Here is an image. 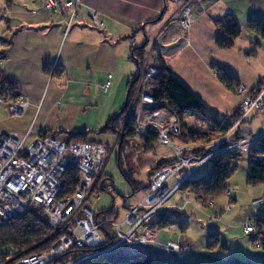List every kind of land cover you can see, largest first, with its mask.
Instances as JSON below:
<instances>
[{
	"label": "crops",
	"instance_id": "0c3cea01",
	"mask_svg": "<svg viewBox=\"0 0 264 264\" xmlns=\"http://www.w3.org/2000/svg\"><path fill=\"white\" fill-rule=\"evenodd\" d=\"M185 1L80 0L78 19L66 32L69 11L53 15L44 9V0H12L11 5L0 0V69L15 83L17 99L29 105L24 114L16 117L0 104V137L17 135L29 145L44 133L69 138L60 132H94V139L89 141L104 142L107 135L99 134L104 126L95 122L102 101L90 92L93 82L104 86L111 75L108 74L111 70L107 74L102 72L101 57L105 52L110 54L108 66L118 71L119 62L127 57L128 51L131 59L133 48L146 45L148 57L162 60L213 117L232 124L240 100L236 91L227 89L215 73L220 70L232 74L250 91L264 85V39L248 28L251 19L264 18V0H211L209 11L188 33H183L178 27H171L178 23ZM92 12L101 16L103 27L92 26ZM229 16L237 19L242 32L233 49L223 51L216 41L224 35L221 21ZM136 77L120 75L108 122L125 106L128 83ZM187 118L191 121L195 117H185L189 127ZM244 124L249 127L241 132L249 136L263 126L258 116L250 117ZM206 126L209 128L206 132L213 136L210 139L214 141L221 136V131ZM241 132L239 137L245 138ZM170 206L180 213L183 210L177 204ZM223 211H215L213 226L206 233L201 231L197 240L188 230L181 232L175 227L155 230L156 244L133 247V252L161 257L162 246L179 243L193 248L186 260L200 264L232 257L255 261L252 240L243 237V223L249 217L259 216V212L247 213L230 226L222 221ZM211 235H216L219 243L213 250L209 249ZM219 250L224 252L223 258L210 255Z\"/></svg>",
	"mask_w": 264,
	"mask_h": 264
},
{
	"label": "built area",
	"instance_id": "2783aa9c",
	"mask_svg": "<svg viewBox=\"0 0 264 264\" xmlns=\"http://www.w3.org/2000/svg\"><path fill=\"white\" fill-rule=\"evenodd\" d=\"M80 4V0H44V9L53 15L69 11L66 22L68 32L79 16ZM210 8L211 0H186L178 23L171 29L178 27L183 33H188ZM90 19L94 28L103 27L101 16L97 12H92ZM159 74L160 68L153 64V57H148L131 99L138 110H133L131 116L136 119V137L142 139L149 131H153L158 145L174 149L175 161L152 176L149 187L142 192V200L138 205L128 208L122 224L117 223V220L96 222V213L87 206L92 196L100 198V193L94 192V189L104 176L109 157L106 143H69L48 135L25 145L17 135L0 137V220H13L30 211L41 212L43 221L60 233L59 240L45 254L26 256L13 246L0 248V264H62L57 260L72 250H95L102 246L105 241L101 228L105 225L114 229L118 241L102 252L81 256L68 264L93 261L102 254L127 246L145 247L156 244L151 219L167 210L171 201L190 204L192 194L186 189L188 181L203 178L212 161L219 155L233 153L245 158L252 147L264 142V85L257 95H252V91L245 85H240L236 91L240 100L237 109L239 118L218 139L211 142H181L178 139L181 135L179 117L166 106L156 108L152 82ZM215 75L221 79L223 73L216 72ZM111 79L112 75H109L103 86L105 94L110 89ZM3 92L4 83H0V104L8 107L13 116H20L27 111V103L21 99H8V91ZM252 116H258L262 120V130L236 141L242 126ZM70 165L79 172V185L72 195L61 197L63 176ZM173 178L178 181L170 189L168 184ZM225 194L234 197L235 190L230 188ZM198 204L202 206L200 202ZM253 205L259 208V216H263L264 198L255 200ZM205 207L212 210L215 205L209 203ZM231 207L232 202L228 211ZM259 216L249 217L243 223L244 235L252 240L256 249L264 247V224L260 229ZM215 220V217L210 219L211 222ZM123 225L129 227L126 234L120 233ZM160 249L161 257L173 262L186 259L193 251L190 245L179 243H167Z\"/></svg>",
	"mask_w": 264,
	"mask_h": 264
},
{
	"label": "trees",
	"instance_id": "16d2710c",
	"mask_svg": "<svg viewBox=\"0 0 264 264\" xmlns=\"http://www.w3.org/2000/svg\"><path fill=\"white\" fill-rule=\"evenodd\" d=\"M8 5L12 4V0H3ZM224 29V35L219 37L216 41V45L220 50L228 51L233 49L235 41L241 36L240 23L232 16L226 17L221 21ZM248 28L252 32H255L262 39H264V18H254L248 22ZM147 46V45H146ZM146 46L133 48L131 50V62L136 65L138 69V75L136 78L131 80L127 86V98L126 104L121 111L114 115L109 122L100 129L99 134L101 135H115L120 131L122 120L126 114L129 104L131 102L134 90L138 83V77L142 71L143 65L148 58ZM153 64L160 68V74L156 79L153 80L152 85L155 91L156 108L168 107L170 111L176 114L180 119L181 135L178 137L181 142H196L198 140H207L205 142H211L209 138L211 134L205 132L203 134L197 133V131L189 130L188 123L185 121L187 115L197 117L204 121L209 127L217 129L223 133L227 132L231 128V124H224L215 117H213L205 108L203 103L197 99L193 93L171 72L165 67V64L159 58H154ZM217 72L223 73L221 82L223 85L231 90L237 91L240 87L239 81L230 73L226 71L217 70ZM0 83H4V92L8 91L6 97L8 99H17L18 91L15 87V83L11 81L0 69ZM262 85L255 88L251 94L257 95ZM235 119L239 118L236 114ZM122 124V125H121ZM122 134L120 137V145H123L128 138L136 137V119L131 116L126 120L124 127H122ZM67 134L71 140L69 143H86L93 142L88 140L89 133L87 132H74L66 133L60 132V134ZM48 136L44 133L41 137ZM240 137L236 138V141ZM148 152L149 149L154 150L157 144V136L153 131H149L147 136L140 139ZM242 160L240 156L233 153H225L216 157L209 168L208 173L200 179H193L188 181L186 189H188L192 198L200 202L202 206H206L209 203H215L222 198L227 192L229 187V181L237 172L239 162ZM248 160V177L247 184L249 187L264 186V142L260 143L259 146L252 147L249 150L247 157ZM175 161L173 159H166L158 162L154 166L153 170L148 176V183L144 187H149V182L152 176L160 170L162 167L172 164ZM120 163V161H119ZM125 178L133 188L134 194L139 193L143 187V184H135L125 174ZM105 175L97 182L94 192H99L100 186L106 181ZM63 191L61 197L72 195L78 188L79 185V172L78 170L70 165L66 173L63 176ZM102 192H107V189L102 187ZM103 220H117L115 213L100 212L95 214V221ZM264 224V215L259 216L258 226L262 229ZM175 227L186 232L189 229L187 222L182 220L181 213L176 211L165 210L156 216V220L152 223L153 230H162ZM102 235L104 237V244L95 250H72L59 258L57 262L62 264L73 263L77 256H87L95 253L102 252L112 246L118 241V237L115 235L114 229L105 225L101 228ZM60 233L52 229L42 219L41 212H28L18 218L9 221L0 220V248L13 246L20 250V253L26 256L33 254H45L51 250L55 243L59 240ZM216 235L210 236L209 249L213 250L218 245ZM264 250V247L262 248ZM83 264H200L195 261L182 260L173 262L171 260L164 259L153 254H128L124 253L122 249L117 251L102 254L93 261H89ZM213 264H258L249 260H243L237 257H232L226 262H215Z\"/></svg>",
	"mask_w": 264,
	"mask_h": 264
},
{
	"label": "rangeland",
	"instance_id": "374dc122",
	"mask_svg": "<svg viewBox=\"0 0 264 264\" xmlns=\"http://www.w3.org/2000/svg\"><path fill=\"white\" fill-rule=\"evenodd\" d=\"M80 9V8H79ZM78 19V18H77ZM77 19L74 20L73 25H75ZM2 32V29H0ZM1 36V35H0ZM128 49V48H127ZM126 49V52H127ZM150 49V47H149ZM251 49H249L250 51ZM127 57H122L119 62L118 71H114L112 67L108 66L110 64L109 60L111 55L107 52L104 53L103 58L101 57V65L102 72L111 70L108 74H111L114 77V80L111 81V87L108 94L103 92V86L97 82H93L90 87L91 95L94 98H99L102 101L100 104V111L98 116V120L95 122L97 124H101L105 126L109 119V114L111 110V106L113 101L116 98L117 87L120 83V75L122 74H130L132 77L138 75V69L135 64L131 62L129 57V51L126 54ZM106 61H108L107 64ZM99 84V85H98ZM134 100V99H133ZM4 106V105H3ZM133 101L131 100L129 104V108L126 114L123 117L122 124L124 125L126 120L131 117L133 110H138L134 107ZM222 116V115H220ZM222 118V117H221ZM189 128L194 130L196 129L197 133L203 134L209 130L206 126L207 124L202 123L203 121L197 117L189 120ZM227 119V117H226ZM225 120V119H224ZM121 124V125H122ZM243 130L248 129L249 124H244ZM121 126L118 134L115 135H107L105 141L108 149H109V157L106 162L104 175L106 177V181L103 182L102 186H100V198L96 199V196H92L89 200L87 206L93 213L100 212H109L115 213L117 215V223L122 224L125 220L126 213L128 208L131 206H136L140 203L143 198V191L145 190V186L148 183V176L150 172L153 170L154 166L162 160L173 159L175 158V151L173 148L163 147L157 145L154 150L146 149L142 143V141L138 138H128L126 139L123 145H120V137L122 134ZM260 132V131H258ZM257 132V133H258ZM209 133H211L209 131ZM242 135L247 138L249 134L245 131L241 132ZM255 133V134H257ZM94 132H89L88 140L94 139ZM210 137H213L212 135ZM57 140L69 142L71 138L66 137H57ZM120 161V163H119ZM125 174L130 178L135 184H143L142 190L139 193L134 194L133 188L128 183L125 178ZM248 177V160L247 157L242 158L239 162V167L237 172L229 181V187L234 189L237 194L234 197H229L228 195H224L218 201L214 203L215 209L211 210L206 207L200 206L194 198L190 199V204L185 205L184 203H175L171 201L168 206H172L177 204L182 207L181 216L182 220L187 222L189 225L188 232L191 233L194 238L197 240L200 238L201 231H209L213 224H211L210 219L216 216L215 211L224 210L223 211V223L225 225H234L237 224L236 221L240 220L242 216L247 213H255L259 212V208L253 205V202L257 199L264 198V186L258 187H249L247 184ZM177 179L173 178L168 187L173 189L177 184ZM104 187L107 189V192H102L101 188ZM232 203L231 212H226L227 206ZM168 211H176L175 209L169 208ZM260 214V213H259ZM219 217V216H218ZM156 217L151 219V222H154ZM215 224V223H214ZM129 230V227L126 225L121 226L120 233L126 234ZM243 237H246L245 235ZM247 238V237H246ZM198 242V241H197ZM241 245V243H238ZM134 246H127L123 248L124 253L128 254H138L133 252ZM253 247V245H252ZM253 260L252 262L258 264H264V250L252 248ZM224 252L215 251L210 253V255H218L220 258H223ZM209 255V254H208ZM80 258L77 256L76 260ZM240 258V257H239ZM245 258V257H241ZM228 261L229 259H225ZM244 260V259H243ZM221 260H209L203 262L202 264H213L215 262H226Z\"/></svg>",
	"mask_w": 264,
	"mask_h": 264
}]
</instances>
